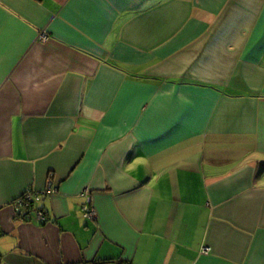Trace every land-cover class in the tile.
I'll return each instance as SVG.
<instances>
[{
	"label": "crops",
	"instance_id": "1",
	"mask_svg": "<svg viewBox=\"0 0 264 264\" xmlns=\"http://www.w3.org/2000/svg\"><path fill=\"white\" fill-rule=\"evenodd\" d=\"M0 264H264V0H0Z\"/></svg>",
	"mask_w": 264,
	"mask_h": 264
},
{
	"label": "built area",
	"instance_id": "2",
	"mask_svg": "<svg viewBox=\"0 0 264 264\" xmlns=\"http://www.w3.org/2000/svg\"><path fill=\"white\" fill-rule=\"evenodd\" d=\"M55 192H57V187L52 184L46 193L53 194ZM86 193H88V190H86ZM43 195H45V192H34L29 190L15 203L16 208L19 209L25 205L26 208L31 210L32 206L34 205V200L37 201L41 199ZM34 211L37 213V217L41 222H44L48 219L47 213L43 209L35 208ZM30 213H28L26 216L30 217ZM83 214L86 218H92L94 216V210L92 209L90 203H86L83 206Z\"/></svg>",
	"mask_w": 264,
	"mask_h": 264
},
{
	"label": "trees",
	"instance_id": "3",
	"mask_svg": "<svg viewBox=\"0 0 264 264\" xmlns=\"http://www.w3.org/2000/svg\"><path fill=\"white\" fill-rule=\"evenodd\" d=\"M27 217V216H26Z\"/></svg>",
	"mask_w": 264,
	"mask_h": 264
}]
</instances>
